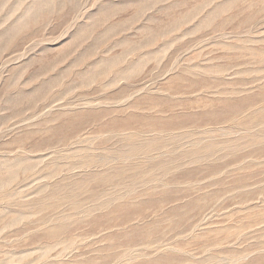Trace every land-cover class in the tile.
Listing matches in <instances>:
<instances>
[{
    "label": "rangeland",
    "instance_id": "obj_1",
    "mask_svg": "<svg viewBox=\"0 0 264 264\" xmlns=\"http://www.w3.org/2000/svg\"><path fill=\"white\" fill-rule=\"evenodd\" d=\"M181 215L159 255L127 244ZM229 250L264 264V0H0V264Z\"/></svg>",
    "mask_w": 264,
    "mask_h": 264
},
{
    "label": "bare ground",
    "instance_id": "obj_2",
    "mask_svg": "<svg viewBox=\"0 0 264 264\" xmlns=\"http://www.w3.org/2000/svg\"><path fill=\"white\" fill-rule=\"evenodd\" d=\"M87 166V165H86ZM26 169V168H24ZM118 176L114 177V176H111L112 174H109V178L111 179H117V181L120 183V184H116L117 186H122L123 183H126L128 182V180H130L134 186V183H136L137 180H139V178H137V176H134V175H130V177L128 176H125L123 175L124 173H122V171L118 172L116 171ZM24 174V173H23ZM127 175V174H126ZM117 182V183H118ZM102 185V186H105L106 184H99V186ZM97 188V186L93 185V186H87V188L84 190V193H82V200H78L77 199V195H68L70 201H72V204H73V208H75V210L77 211V214H81V213H78V212H84V213H87V214H90L91 212H95L96 210H100L101 209V206H98V203H97V200L99 197L98 194L99 193H107L106 191H95V189ZM81 197V196H80ZM153 198L154 197H151V201H153ZM86 200V201H85ZM109 201V200H108ZM86 202H88L89 204H87ZM97 203V204H96ZM128 203V202H127ZM131 203V202H130ZM136 203V202H135ZM144 203V202H143ZM153 203V202H152ZM130 205V204H129ZM128 205V206H129ZM132 205V204H131ZM56 206V205H55ZM104 207V203L102 204V208ZM122 207V206H121ZM110 207L108 206L107 208L105 209H109ZM191 208V207H190ZM192 209V208H191ZM204 209V208H202ZM173 210V209H172ZM195 210V209H194ZM118 211V208H114L113 210V213L117 212ZM135 211V209H134ZM139 211V210H138ZM173 214L176 212V209L173 210ZM184 213V212H183ZM167 214V213H166ZM170 215V214H169ZM87 215H85L86 217ZM193 215H190V216H187V215H181L178 219H174L171 218L170 220V224H169V229H170V233L171 235L169 236H165L163 233L159 232V236L158 235V232H146V233H143L140 235V239L138 240V238H127V244H132L130 246L132 247H136V246H146L147 248L145 252L141 253L142 256H146V257H151L152 254L154 252H157L158 255H159V251H160V247L159 246H164L165 245V242H167V240H169L170 238L172 239L174 236L176 237L177 236V232H179L181 230V226H183V224L186 225V227H188V219L191 218ZM75 217V216H74ZM76 218V217H75ZM93 220L91 223H96V221H98L96 218L94 219H91L90 216H87L86 218H82L81 216L79 217V219L77 220V222L75 223V225H78V226H81L85 221L86 222H89ZM76 221V220H75ZM120 221V220H119ZM129 223V222H127ZM122 225H125L126 223H124V221L121 223ZM54 229V228H53ZM52 229V230H53ZM139 228H133V231L134 232H139L138 230ZM52 230L51 232L49 233L48 237H52V236H55L58 232H62L63 230L61 231H57L56 230L54 232H56L55 234L51 235L52 233ZM59 230V229H58ZM132 231V232H133ZM168 233V234H170ZM181 233V232H180ZM161 235V236H160ZM126 245V244H125ZM177 245V244H176ZM180 247L179 250L181 251H184V252H189L190 250H187V244H178ZM177 245V246H178ZM174 248H176L174 246ZM149 251H152V252H149ZM217 251V250H216ZM173 252V251H172ZM225 252V251H224ZM168 253V252H167ZM229 254L232 255V261H231V264H237L240 260H241V256L243 253L242 252H238L237 250H229ZM116 255V254H115ZM169 259H176V256L172 255V254H167ZM223 255V254H222ZM162 256V255H161ZM116 257V256H115ZM221 257V256H220ZM155 258V257H154ZM157 259V257H156ZM264 261V257L263 258H257L256 262H260V261ZM166 261H169V260H166ZM105 262V261H104ZM167 264H170V263H167ZM248 264H253V260L248 263Z\"/></svg>",
    "mask_w": 264,
    "mask_h": 264
}]
</instances>
